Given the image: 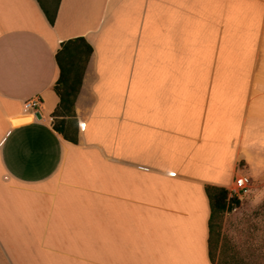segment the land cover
<instances>
[{"label": "crops", "instance_id": "obj_1", "mask_svg": "<svg viewBox=\"0 0 264 264\" xmlns=\"http://www.w3.org/2000/svg\"><path fill=\"white\" fill-rule=\"evenodd\" d=\"M78 37L73 144L53 87ZM239 176H264V0H59L53 26L0 0V264H212L205 187Z\"/></svg>", "mask_w": 264, "mask_h": 264}, {"label": "trees", "instance_id": "obj_2", "mask_svg": "<svg viewBox=\"0 0 264 264\" xmlns=\"http://www.w3.org/2000/svg\"><path fill=\"white\" fill-rule=\"evenodd\" d=\"M47 21L54 25L59 0H37ZM93 53L92 47L81 37L63 42L55 55L59 68V78L53 90L59 97V104L52 113L53 130L73 144L77 143L78 121L75 113V102L81 89L86 66ZM211 215L209 220V259L212 263L211 236L213 220L221 214L239 205L237 198L228 199V191L223 188L206 186ZM264 257V256H263ZM213 264V263H212Z\"/></svg>", "mask_w": 264, "mask_h": 264}, {"label": "rangeland", "instance_id": "obj_3", "mask_svg": "<svg viewBox=\"0 0 264 264\" xmlns=\"http://www.w3.org/2000/svg\"><path fill=\"white\" fill-rule=\"evenodd\" d=\"M246 185L239 197L227 190L239 205L213 220V264H264V176Z\"/></svg>", "mask_w": 264, "mask_h": 264}, {"label": "built area", "instance_id": "obj_4", "mask_svg": "<svg viewBox=\"0 0 264 264\" xmlns=\"http://www.w3.org/2000/svg\"><path fill=\"white\" fill-rule=\"evenodd\" d=\"M41 104H42L41 98L38 96H35L25 101L23 104V108L24 110L30 111L32 112L33 115H35L36 112L40 113ZM246 184H247L246 178L242 176H240L239 178H236L234 182V188L230 190L232 191V195L239 197L240 193L246 191V187H247Z\"/></svg>", "mask_w": 264, "mask_h": 264}, {"label": "water", "instance_id": "obj_5", "mask_svg": "<svg viewBox=\"0 0 264 264\" xmlns=\"http://www.w3.org/2000/svg\"><path fill=\"white\" fill-rule=\"evenodd\" d=\"M35 117H36L37 119H40V118H41L40 113H39V112H36V113H35Z\"/></svg>", "mask_w": 264, "mask_h": 264}]
</instances>
